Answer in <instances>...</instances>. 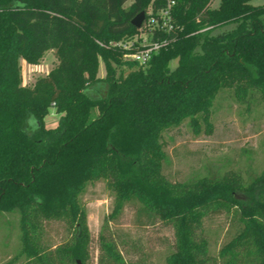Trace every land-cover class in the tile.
I'll return each instance as SVG.
<instances>
[{
	"label": "trees",
	"instance_id": "1",
	"mask_svg": "<svg viewBox=\"0 0 264 264\" xmlns=\"http://www.w3.org/2000/svg\"><path fill=\"white\" fill-rule=\"evenodd\" d=\"M129 1L0 0V213L19 215L20 264L88 263L81 197L101 180L115 206L99 236L98 264H138L125 257L129 241L110 228L128 204L141 225L173 229L167 264H264V168L248 178L231 170L186 182L163 173L165 134L184 124L196 134L210 129L225 94L250 108L257 94L264 99V5L176 0L174 29L155 34L170 47L140 66L125 57L135 48L112 44L136 36L133 19L168 1L126 8ZM50 51L59 66L36 89L23 87L21 59L38 65ZM53 108L59 125L47 128ZM222 215L230 229L214 254L205 224ZM55 223L71 235L76 229L75 239L52 243Z\"/></svg>",
	"mask_w": 264,
	"mask_h": 264
},
{
	"label": "rangeland",
	"instance_id": "2",
	"mask_svg": "<svg viewBox=\"0 0 264 264\" xmlns=\"http://www.w3.org/2000/svg\"><path fill=\"white\" fill-rule=\"evenodd\" d=\"M133 0L126 4V8ZM220 0H214L211 7L217 8ZM254 6L264 5V0H252ZM151 4L146 13V21L137 34L148 37L151 30L150 20L156 16ZM234 26L219 29L215 35L232 30ZM134 38V37H133ZM22 86L36 89L38 80L45 78L59 66L55 52L46 53L40 66L33 67L21 59ZM176 66L173 63L172 68ZM106 70L100 62L98 76L104 78ZM251 108L247 103H238L232 96L225 94L218 100L211 119L210 129L203 127L200 134L187 124L178 130L165 134V149L168 155L163 173L172 182H186L200 177H219L229 171H240L245 178L260 173L264 168V99L257 94ZM61 115L51 109L45 118L47 128H57ZM86 210V229L91 236L90 257L87 264H98L99 236L108 217L115 206V194L104 180L90 183L81 197ZM136 214V207L126 205L116 222L110 223L116 236L129 241L130 255L127 260L138 264H167L172 251L174 231L159 222L141 225ZM145 222V221H144ZM20 218L18 213H0V264H20L21 249ZM230 217L217 216L206 220V232L211 240V249L218 252L227 238L230 229ZM77 236L76 229L72 235L64 224L55 223L49 227V238L59 244Z\"/></svg>",
	"mask_w": 264,
	"mask_h": 264
},
{
	"label": "built area",
	"instance_id": "3",
	"mask_svg": "<svg viewBox=\"0 0 264 264\" xmlns=\"http://www.w3.org/2000/svg\"><path fill=\"white\" fill-rule=\"evenodd\" d=\"M167 7L159 10L156 16L150 20L151 30L148 33V37H140L136 35L127 41L120 43H113L114 47H122L123 49L130 50L136 49L132 54L126 55V59L137 62L140 66H146L151 60L154 54H158L162 50L168 49L171 45V41L168 38L160 39L155 38L156 33H169L174 29L172 9L176 5V0H167ZM143 28V27H142ZM142 29H140L141 31ZM33 67L40 66L31 65ZM46 76L50 75V71L47 70Z\"/></svg>",
	"mask_w": 264,
	"mask_h": 264
},
{
	"label": "water",
	"instance_id": "4",
	"mask_svg": "<svg viewBox=\"0 0 264 264\" xmlns=\"http://www.w3.org/2000/svg\"><path fill=\"white\" fill-rule=\"evenodd\" d=\"M146 21V13H140L136 18L133 19L132 25L138 30L142 29L144 23Z\"/></svg>",
	"mask_w": 264,
	"mask_h": 264
}]
</instances>
